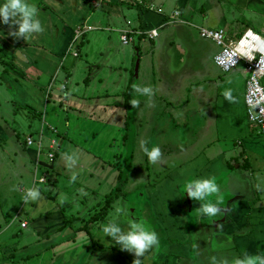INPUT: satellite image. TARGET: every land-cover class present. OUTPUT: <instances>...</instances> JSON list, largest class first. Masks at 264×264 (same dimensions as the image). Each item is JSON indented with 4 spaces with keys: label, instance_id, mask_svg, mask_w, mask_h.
Listing matches in <instances>:
<instances>
[{
    "label": "crops",
    "instance_id": "obj_1",
    "mask_svg": "<svg viewBox=\"0 0 264 264\" xmlns=\"http://www.w3.org/2000/svg\"><path fill=\"white\" fill-rule=\"evenodd\" d=\"M3 2L4 0H0V4ZM27 2L39 9L38 19L44 29L42 33L33 34L32 39L27 41L16 39L8 34L15 29L0 23V54L2 53L4 57L0 60V82L3 75L8 72L7 78L13 84L10 86L13 88L12 99L17 100L19 97L21 105L30 110L28 114L31 117L25 126H29L34 118L38 119L41 126H45L46 115L55 122V116L58 117L62 105L64 107L62 112H66L63 129L58 131L52 126L51 132L63 137L68 144L77 143L76 148L84 154L80 160L93 158L92 160H97L99 165L111 167L114 171L109 173V176H115L116 180L120 168L117 159L123 154L125 139L131 145L129 155L126 153L124 158L130 166L129 169L131 162L138 157L137 148L141 141H147L149 148L158 145L163 152V159L182 154L183 158L174 166L170 164L160 181L165 182V188L155 190V193L147 192L151 199L150 207L152 208L153 202L155 208L157 202L175 199L172 200L174 212L175 208L178 211L179 206L184 204L187 205L188 213L192 214L194 207H199V202L190 200L186 193L184 194V185L188 180L208 177H215L220 190L223 191L220 193L223 202L219 205L221 213L214 217L209 218L197 213L199 221L192 223L188 219L184 220L186 224L189 223L187 227L193 237L192 245L189 246L192 256L187 252L186 244L180 245V252L174 255L176 264L181 260H186L188 264H210L211 257L219 259L226 254L227 258V252L230 253L229 260L233 259V256L240 257L245 252L253 255L250 248L251 230L255 226H264V173L261 174V171H264V135L257 126L249 123L246 117L243 104L245 82L243 64L238 63L227 72L217 69L212 63V57L219 48L210 40L201 38L199 29H222L227 40L237 38L247 29L264 35V0H27ZM125 21H129L128 26ZM81 26L91 27L79 37L82 41L87 38V45L92 40H103L105 44L102 43L100 48L101 54L104 53L102 58L105 59L108 78L113 69L118 80L110 81L106 78V81H103L100 78L103 73L100 70L103 68L96 66L92 70V75H97L95 72L99 71L101 74L86 81L82 79L81 91L84 93L78 96L79 93H73L72 90L68 92L66 87L63 88L65 82L69 80L73 66L70 70L65 69L62 61L74 38L75 28ZM125 27L132 32L133 43L129 45L118 43L116 31ZM151 29L156 30L157 36L147 39L145 32ZM115 42L130 49L127 58L124 50H115ZM120 57L123 60L116 63ZM135 61L137 70L132 78L129 75ZM59 74L62 75L63 81H59V88L55 89L51 84ZM94 82L103 85L101 93L86 92L87 87L91 89L90 87L96 86L92 84ZM133 84L151 86L154 95L147 97L136 92L129 93L130 101L138 99L140 104L138 107H131L132 122L125 127L123 93ZM113 86L114 90L111 91ZM226 89H231L235 102L230 103L224 99L222 93ZM49 102H52V108L48 105ZM84 111L96 113L97 116L92 118L90 114L85 115ZM79 118L82 119L81 122H78ZM5 126L0 125V131H10V135H14L15 130ZM103 133L109 137V141L106 139L105 148H96L93 143L95 139L99 141ZM26 138L22 142L15 138L3 146L6 151L0 156V184H6L10 181L9 177L13 176L18 178V181L21 180L16 175L18 172L15 170L16 161L19 173L27 176L28 166L23 164V158L26 159L25 164H29L31 155L27 157L24 152L26 148L34 145L38 161L42 146L39 141L40 133L38 139L32 140L30 145L26 144ZM56 141L57 139L50 138L46 146L48 149L46 152L52 154V168L55 159L61 155L57 153L60 150L58 146L55 156ZM196 143V154H189L190 147L196 146ZM18 150L23 151L18 153ZM139 152L143 154L142 158L144 157L145 161L148 160L141 147ZM78 161L79 159L73 168L84 170L86 177L92 178L91 166H94V163L85 165L79 164ZM49 163L50 161L44 164ZM40 164L43 163L38 162L39 166ZM58 164L64 165L60 160ZM88 167L90 170L85 169ZM253 172H256L255 177ZM128 175L129 172L126 182ZM247 176L254 179L252 183L258 193L249 194L251 181H247ZM41 178L43 182H40ZM31 180V188L35 184H49L44 175L37 180L33 176ZM101 180L107 182L104 175ZM17 187L19 192L17 196H23L24 191L23 188L19 189V182ZM174 193L175 198H172ZM0 198L6 200V197ZM215 199L212 198L213 202ZM159 204L162 207L165 205ZM16 215L17 213L13 218L18 220L19 229L26 230L28 224H31L30 230L36 234L35 238L40 234L41 239L40 241L35 239L31 244L29 241L32 238L28 234L3 236L2 233L8 230L13 218L8 220L10 214H5L0 209V238L3 237L0 242V264H10L9 261L14 260L18 261L16 264H78V257L97 243L87 234L84 226L70 228L74 231L73 234L55 239L67 226L70 227L69 222L55 217V211L44 213L45 219L42 220L39 219L40 216L35 219V216L28 213H25V218L22 219ZM185 217L181 214L180 219ZM21 222H25L24 228L20 227ZM175 230L176 227H170L167 235L173 233L180 235L181 239L183 233L179 234L180 230ZM83 233L87 235L89 241L86 242L78 236ZM19 238L25 240L18 242ZM160 241L161 239L156 248L162 246ZM30 245L35 246L30 248ZM30 252H33V256H30ZM255 252L257 254V251ZM160 259V264H165L164 260ZM90 261L89 259L88 262Z\"/></svg>",
    "mask_w": 264,
    "mask_h": 264
},
{
    "label": "rangeland",
    "instance_id": "obj_2",
    "mask_svg": "<svg viewBox=\"0 0 264 264\" xmlns=\"http://www.w3.org/2000/svg\"><path fill=\"white\" fill-rule=\"evenodd\" d=\"M103 33L108 34L105 32ZM86 39L84 38L83 41L81 40V38L76 40L72 39L69 44L68 51L65 54V58L62 61V65L65 69L70 70L71 66H73L71 75H69V80L65 82L63 88L66 87V91L68 92L72 90L71 92L73 93H79L78 96H81L82 93H84L81 91L83 90V86L81 84L82 79L83 81H86L88 78H96V76H99L101 74L99 73L100 71L103 72L100 76L103 81H106V78H108L109 76L106 72V70L108 69H106L104 65L105 59L102 58V54L104 53L101 54L100 45L103 43V40H92V42L87 45ZM115 43V50H124L125 57L127 58L130 55V49L128 47L119 46L120 44H117V42ZM3 58V54L1 53L0 60ZM122 60L123 58L120 57L119 60L116 61V63L121 62ZM96 66L98 68L103 69L99 72H95L98 73L97 75H92V70L95 69ZM139 67L141 69V63ZM111 71L112 74L108 79H110V81L118 80L116 77L117 74L115 70L112 69ZM134 74L135 72L133 67L129 76L133 78ZM7 76H9L8 72L6 73V75H3L2 82H0V125L1 127H3V124H5V127H10V129L13 128L15 130L13 132L16 137H13L14 135H10V131H0V156H2V153H4V151H6L5 147L3 146H5L8 141L15 140V138L16 140L22 142L24 138L30 135L29 138L32 143L33 141L38 139L40 133L39 141L42 144V146L40 147V155L37 157L38 161L36 160V150L34 145H32V147L30 148H26V150L24 151L27 157L29 155L32 156H30L29 158V164H25L26 159L23 158V164L26 167L28 166L27 176L19 173V167L17 166L16 161L15 170H18V172H16V175H18L21 180L18 181V178L13 176L9 177L10 181L6 184H0V197H6V200L0 198V209L3 213L10 214L8 220L12 219L15 213H17L16 217H18L19 219L25 218L24 214L28 213L35 216V219H38L36 217L40 216L39 219L42 220L45 219V217H43L44 213L55 211V217H59L62 220H65V222L70 223V227L67 226L64 232L57 235L55 239L58 240L61 239L60 237L67 235L70 236V234H73L74 231L70 228L76 229L78 227L84 226L86 228L87 234L97 242L92 249H90L88 252H85L84 255H80L78 257V264H132L134 256L128 252L121 251L119 246L116 245L110 237L106 239V236L101 230L102 225L108 223L111 220L117 219V215L115 212V209L117 207L126 206L130 212V218L136 220L143 219L144 221H146L150 228L157 232L159 239H161L160 243L162 244V246L157 248L156 246L153 247L143 257H141V264H152L154 261V264H160V258H162L160 260H164L165 264H176V261H174V255H177L176 253L180 252L179 246H183L185 244L188 246L187 252L190 256H192L189 250V246L192 245L193 237L191 236L188 230L189 227H187V224L189 223L186 224L184 220L186 221L188 219L192 223L194 221H199V216L195 211V209L197 208L194 207L192 214H190L188 213L187 205L182 204L179 206L180 210L178 209L177 211V208H175V212L177 213L174 214L175 206L172 200L175 199H167L163 200L164 202H157L158 205L155 208L153 202V206L151 208L149 205L151 199L147 195L148 191H154L153 193H155V190L160 191L161 188H165V182L160 181L162 180L164 174L167 172L169 165L172 164V166H174L183 158L182 154L176 155L174 156V158H165L163 159V163L154 165L149 163L148 160L145 161L143 159L144 157L142 158L143 154L139 152V146L137 148L138 157L131 162V168L129 169L127 167V161L124 159L126 157V143H124L123 154L117 159L118 165H120V171L124 174H127V172H129L128 180L124 184V182H121V178H117L116 180L115 176H109V173L111 174L114 171L111 170V167L108 168L105 164L99 165L97 160H92L93 158L80 160L81 156H83L84 154L76 148L78 146L76 145L77 143L68 144L65 142V139H62L63 137L56 136L55 133L53 134L51 132L50 128H53L54 126L58 131H62L63 129L64 115L66 114V112H62L64 109L62 105L60 106V112L58 113V117L55 116V122L54 119L50 120L49 116L47 117L46 115V118L44 120L45 126H41L38 119L36 120L35 118L29 126H25V123L30 120L31 117L28 114L30 110L28 107L21 105L22 102L18 100L19 97H17V100L12 99L13 88L10 86H13V84L10 79L8 80ZM61 76L62 75L59 74L55 82H52L51 84L53 87H55V89L59 88V81H63ZM92 84H95L96 86L90 87L91 89L87 87L86 92L90 91L94 94H98L103 91V85H98V82H94ZM131 88L133 91H131ZM112 90H114V86L111 87V91ZM134 92L135 91L133 87L130 86L129 93L133 94ZM63 93H65V91ZM85 95L87 94L85 93ZM54 104V107L56 109V103ZM48 105L50 106V108H52L53 104L52 102H49ZM141 105L144 106L143 104ZM69 113L70 111L67 114ZM84 114L87 116L90 114V117L92 118H96L97 116L96 113L85 112ZM52 115L54 114H50V116ZM81 117L83 118L84 116L81 115ZM79 121L81 122L82 119L79 118L78 122ZM50 138L57 139L56 144L54 145L55 153L58 151L57 147L60 146V150L57 152L58 154H72L73 152H75L77 160L79 159V164L85 163V165H90L94 163V166H91L93 170L91 171L92 178H87L85 175V171H82L79 168L69 169L66 166V161L62 159L61 155H58V157L55 159V165L52 170H46L39 166L38 162H49V160L44 154L48 150L46 146ZM108 138L109 137H106L105 133H103V135L99 138V141L95 139L93 146H95L96 148H105L107 140L109 141ZM96 144H98L99 147ZM88 146H90L89 142ZM22 151L23 150H18L17 152L20 153ZM189 152V154L191 155L196 154L197 143L196 146H193L192 148L190 147ZM47 153L48 152H46V154ZM57 153L55 154V156L57 155ZM59 160L64 164L63 166H59ZM85 169L88 170L89 167ZM73 173L77 174V179L75 182H71V176ZM262 173H264V171H261V174ZM253 174V177H255L256 172H253ZM42 175L47 178L49 184H35L34 187L39 188L41 191V198L36 201H29L26 203L23 197L25 195L26 190L31 188V178L33 179L34 176V178L37 180ZM103 175L107 178V182H102L101 178L103 177ZM125 177H127V175ZM41 180L42 181L40 182L44 181L42 178ZM252 180H254L252 179V177L247 176V181H251V190L249 194L254 195L258 192L255 191V187L252 183ZM17 182H19V189L23 188V196H17L19 194ZM120 184L121 186L119 187ZM155 187L157 188L155 189ZM114 188H118L117 193ZM111 192L112 194L109 198L108 196H110ZM114 193L115 195H113ZM220 193H223V191L220 190ZM158 194L156 195V197H158ZM104 195L107 196L108 199L102 198ZM172 198H175V193L172 195ZM107 201H109V203ZM159 203L165 204L164 207L160 206ZM104 205H107L106 208H104ZM13 206L16 207L14 209H11ZM172 214H174V216H172ZM181 214L186 216L185 219H180ZM94 215H96L95 219H93ZM17 221L18 220H14V218L11 220L8 230H6L5 233H2L3 236L21 233L24 236L25 234H28L32 238L31 241H29L31 242V244L35 239H39L40 241L41 235L39 234L38 237L36 236L35 238L36 234L34 235V233L30 230L31 224H28L26 230H23L18 228ZM118 222L120 223L123 229L127 230L126 219L123 216L118 218ZM164 227H166L167 230H165ZM170 227H176L175 231L180 230L179 234L183 233L181 235V239L179 237L180 235H174L173 233L171 235H167V231ZM161 230L164 232L162 233ZM78 236L82 237V239H85L86 242L89 241L87 235L84 233L82 235L78 234ZM176 236H178V238H176ZM2 240L3 237L0 238V242ZM23 240L25 239L19 238L18 242H22ZM250 241L252 245V247L250 248L253 251V255L264 254V226L253 227V230H251ZM34 246L30 245V248ZM191 250L195 251L194 248H191ZM255 251H257V254ZM32 253L33 252H30V256H33ZM229 254L230 253L227 252L228 259ZM221 257H226V254ZM234 257L235 256H233V258ZM89 259L91 260L90 262H88ZM9 262L10 264H16L18 261L14 260ZM177 264H188V262L186 260H181Z\"/></svg>",
    "mask_w": 264,
    "mask_h": 264
},
{
    "label": "clouds",
    "instance_id": "obj_3",
    "mask_svg": "<svg viewBox=\"0 0 264 264\" xmlns=\"http://www.w3.org/2000/svg\"><path fill=\"white\" fill-rule=\"evenodd\" d=\"M38 16L39 9L34 4L28 3L27 0H4L3 4H0V23L14 28L15 31H10L8 34L16 39L27 41L32 39L33 34L43 32L44 29ZM132 87L139 95L147 97L154 95L151 86L134 84ZM222 95L228 102H235L231 89H226ZM139 104L140 101L138 99L130 101L131 107H138ZM140 147L147 156L149 163L155 165L164 162L163 152L158 145L149 148L147 141H141ZM61 155L69 169L76 165L77 157L75 152L72 154L62 153ZM76 179L77 174L73 173L71 182H75ZM185 193L190 200L199 202V207L195 209L199 215L211 218L221 213L222 210L219 205L223 202V197L220 194V187L215 177L188 180L184 185ZM213 197L216 198L215 202L212 200ZM40 198L41 191L35 187L27 189L23 197L26 203ZM115 212L117 219L102 225L101 230L105 236L110 237L119 246L121 251L128 252L134 256L132 264H141L140 258L153 247L158 246L159 236L143 219L130 218V212L126 206L117 207ZM121 216L126 219L127 230L123 229L118 222V218ZM210 264H264V254L252 255L245 252L242 256L234 257L231 260L226 257L219 259L211 257Z\"/></svg>",
    "mask_w": 264,
    "mask_h": 264
},
{
    "label": "built area",
    "instance_id": "obj_4",
    "mask_svg": "<svg viewBox=\"0 0 264 264\" xmlns=\"http://www.w3.org/2000/svg\"><path fill=\"white\" fill-rule=\"evenodd\" d=\"M126 26L129 21H125ZM91 27L81 26L74 30V40L78 39ZM121 45L133 43L132 32L128 28L116 31ZM147 39L157 36L154 29L145 32ZM201 38L208 39L218 48V52L212 57L213 65L221 72H227L238 63L243 64L245 74L243 104L246 117L249 123L258 127L264 135V35L257 34L249 29L233 40H227L222 29L208 30L199 29ZM27 145L31 144L30 138L25 140ZM46 158L51 161L52 154L47 153ZM40 181H42L40 179ZM21 228L25 222H21Z\"/></svg>",
    "mask_w": 264,
    "mask_h": 264
},
{
    "label": "trees",
    "instance_id": "obj_5",
    "mask_svg": "<svg viewBox=\"0 0 264 264\" xmlns=\"http://www.w3.org/2000/svg\"><path fill=\"white\" fill-rule=\"evenodd\" d=\"M123 99L124 100H123L122 107H123L124 111L126 112L125 113V127H127L128 123L132 122V110H131V106H130V96H129V90L128 89L123 93ZM126 141L127 140L125 139V143H126L125 152L128 153V155H129V152H130V149H131V145H130V143H128V141L127 142ZM127 167L128 168L130 167L128 163H127ZM118 170H119L118 171V178H121V182H124V184H125L126 183V177L125 176L127 174L125 173L126 174L125 175L123 172H121L120 168ZM120 186H121V184L119 185V187ZM115 191L117 193L118 192V188H116ZM111 194L112 193H110V196H108L109 198L111 197ZM113 195H115V193ZM106 199H108L107 196H106ZM112 200H113V198H112ZM107 202L109 203V201H107ZM106 206L107 205H104V208H106ZM103 210H105V209H103ZM95 218H96V215H94L93 219H95ZM89 221H91V220H89Z\"/></svg>",
    "mask_w": 264,
    "mask_h": 264
},
{
    "label": "water",
    "instance_id": "obj_6",
    "mask_svg": "<svg viewBox=\"0 0 264 264\" xmlns=\"http://www.w3.org/2000/svg\"><path fill=\"white\" fill-rule=\"evenodd\" d=\"M136 70H137V61L135 62V64H134V72H136ZM52 164H53V162L52 161H50V163L47 165V164H40L42 167H44V168H46V169H52Z\"/></svg>",
    "mask_w": 264,
    "mask_h": 264
}]
</instances>
